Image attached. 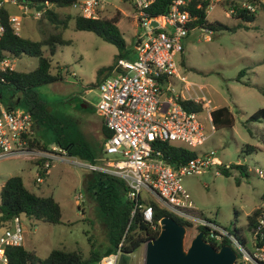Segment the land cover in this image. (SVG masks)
<instances>
[{
    "label": "rangeland",
    "instance_id": "374dc122",
    "mask_svg": "<svg viewBox=\"0 0 264 264\" xmlns=\"http://www.w3.org/2000/svg\"><path fill=\"white\" fill-rule=\"evenodd\" d=\"M81 2L83 0H76ZM99 11L101 17H112L118 11L117 26L126 43V50L134 56L133 44L142 29L136 25L130 0H104ZM241 4L246 0H233ZM264 2V0H262ZM226 5L217 2L206 14L209 22H219L230 29L209 31L194 28L182 39L183 52L175 56V62L184 84L173 78V85L182 90L185 98L202 99L204 108L197 113L206 140L193 148L197 155L213 152L223 164L241 163L247 167V175L233 170L231 175L221 173V166L212 165L202 174L184 175L181 184L193 203L194 214L214 221L237 239H246L249 245L250 231L246 228L247 215L264 206L261 200L264 175V124L248 121L258 108H264V9L256 7L254 19L236 18ZM20 6V7H19ZM9 15L21 18L16 32L31 40H38L54 31L53 26L38 11L29 12L21 4L4 3ZM59 14H79L77 7L57 9ZM67 44H57L52 56L51 73L61 79L35 88L39 100L46 105V116L32 115L33 138L52 147L55 137L72 135L87 141L96 155L110 158L102 150L103 134L98 125L102 117L96 109L99 100L96 77L100 69H106L115 61L118 49L91 31L75 28L73 18L63 32ZM49 55L48 49L44 50ZM10 66L17 71L28 72L36 68L38 58L28 55L9 57ZM0 106L15 107L29 112L32 107L25 95L11 87L0 85ZM227 106L233 123L211 132L208 111ZM30 113V112H29ZM254 147L246 151V147ZM81 162H88L77 157ZM26 157L0 160V188L10 176L19 175L24 185L37 195H51L60 205L61 223L51 224L30 220L24 215L20 221L24 230L23 246L35 250L41 258L52 249L80 250L88 256L90 242L108 243L106 219L97 203L98 190L90 186L86 178L89 170L68 162L55 161L41 184L35 182L39 165ZM218 171L216 174L215 171ZM259 170V172L257 171ZM239 183H237V179ZM81 194L80 205L76 198ZM185 244L195 235V227H187ZM105 246L97 247L101 251ZM145 245L130 253L129 264H144Z\"/></svg>",
    "mask_w": 264,
    "mask_h": 264
},
{
    "label": "built area",
    "instance_id": "2783aa9c",
    "mask_svg": "<svg viewBox=\"0 0 264 264\" xmlns=\"http://www.w3.org/2000/svg\"><path fill=\"white\" fill-rule=\"evenodd\" d=\"M153 1L130 0L136 25L142 29V34H136L133 44L134 57L117 58L115 70L97 85L99 100L96 109L102 117V126L108 131L102 150L112 157H102L101 164L97 163V159L94 163H85L76 156L68 155L57 144L46 149L36 147L29 143L34 134L31 113L3 108L0 109V160L26 157L41 161L35 177L37 184L43 183L55 161L119 178L127 187V198L133 202L132 215L140 211L142 219L151 223L153 206L143 201L154 200L160 208L190 221L193 227H204L205 241L216 249L226 245L223 244L226 240L227 245L236 252V263L264 264V206L252 228L248 229L249 245L243 237L237 239L214 221L190 212L194 210L193 203L181 184V177L202 174L212 165L228 168L230 164H223L213 152L196 155L177 166L170 164L163 156L160 148L163 142L193 149L206 140V135L197 113L183 104L188 100L202 102V99L185 98L182 90H177L172 82L173 78L183 84L185 82L184 77L178 74L175 56L183 52L182 39L191 30L189 23L192 17L185 8L190 0H173L164 14L151 16L148 8ZM221 1L209 0L206 14ZM7 2L19 5L17 0H0V8ZM105 4L104 0H83L76 1L72 7H77L79 14L85 18L98 19L99 11ZM242 6L250 11L255 10V6L249 3ZM8 20L14 30H18L21 18L9 15ZM3 33L4 26L0 19V39ZM6 68L12 69L7 57L0 60V70ZM184 88L187 89L186 84ZM210 111L207 118L211 122ZM214 130L211 123V132ZM80 199L81 194L76 198L78 206ZM122 242L123 239L97 264H118L124 253ZM23 243L24 230L20 216L8 222L0 221V264H10L7 247L22 246Z\"/></svg>",
    "mask_w": 264,
    "mask_h": 264
},
{
    "label": "trees",
    "instance_id": "16d2710c",
    "mask_svg": "<svg viewBox=\"0 0 264 264\" xmlns=\"http://www.w3.org/2000/svg\"><path fill=\"white\" fill-rule=\"evenodd\" d=\"M229 2V10H232L233 16L242 18L246 21L254 19L256 7L264 9L262 0H246L247 3L255 6L254 11H250L243 7L241 3L233 0H223L222 4L227 6ZM18 4L25 6L27 9L35 8L38 5L44 7L38 11L53 26L54 31L49 32L38 40L19 35L8 20L9 13L5 7L0 8V19L4 26V33L0 39V60L7 57H19L23 54L38 58L36 68L28 72L17 71L6 68L0 70V85L8 86L14 90L24 94L32 107L29 112L38 118L46 116V105L39 100L35 88L42 84L53 83L61 79L58 74L51 73L52 56L55 52L57 44H67L68 40L63 38V32L67 27L69 19L73 18L75 28L78 30L91 31L101 37L104 41L115 45L118 54L115 61L105 70L100 69L97 72V85L108 74L115 70L116 59L119 57L133 58L131 52L126 50V43L117 26L118 11L112 17H101L98 19H90L80 14L71 15L68 12L59 14L57 9L71 7L76 0H17ZM173 0H154L148 11L151 16L164 14ZM209 0H190L185 7L189 11L192 20L189 28H205L209 31L218 29H230L226 25L219 22H209L206 17V7ZM34 12V11H33ZM189 33V32H188ZM48 49L49 55L44 54V50ZM186 107L200 112L203 109L202 102L188 100L183 102ZM12 109V106H7ZM41 115V117H39ZM211 123L214 128L221 126H230L233 123V116L227 106L213 108L210 111ZM248 121H259L264 124V108H258L248 117ZM104 137L108 135V131L102 126ZM55 144L66 150L70 156H76L88 162H96V155L92 151L90 144L82 138L73 137L72 135L55 137ZM104 142V138H103ZM102 142V144H103ZM29 143L39 148H49L47 143H41L37 138L29 139ZM165 160L173 166L184 163L197 154L193 149L182 146H175L169 142L160 144ZM254 150V147L248 145L246 151ZM37 165H41V161H35ZM39 170V169H38ZM236 170L240 175H247V167L244 164H230L228 168L221 167L222 174L228 176L232 171ZM88 184L95 186L98 190L97 203L103 218L106 219L108 227V243H95L88 237L90 242V250L88 256H83L80 250H64L60 248L52 249L49 254L41 258L35 250H28L23 245L16 247H7L6 254L10 264H97L100 258L112 252L117 244L123 239L122 251L124 253H132L140 245L146 241L156 237L160 230L159 220L164 216L172 217L176 222L187 227H193L192 223L186 219L176 216L175 214L160 208L158 204L151 199L144 200L145 204L153 206L152 222H146L142 219L140 211H135L133 202L127 198V187L125 183L111 175L93 171L86 174ZM239 178L236 180L239 183ZM261 200L264 203V176H263V192ZM262 210L261 207L255 208L247 215L246 228L251 229L256 217ZM195 215L194 210L190 211ZM24 215L30 220L42 221L51 224L61 223V208L59 203L51 196L37 195L29 190L23 183L22 177L13 175L8 177L0 188V221L8 222L15 216ZM194 228V227H193ZM196 232L205 229L198 226L194 228ZM223 244H228L226 240ZM105 246L101 251L97 247ZM238 264V263H236Z\"/></svg>",
    "mask_w": 264,
    "mask_h": 264
},
{
    "label": "water",
    "instance_id": "95a60500",
    "mask_svg": "<svg viewBox=\"0 0 264 264\" xmlns=\"http://www.w3.org/2000/svg\"><path fill=\"white\" fill-rule=\"evenodd\" d=\"M44 5L30 8L29 12L40 11ZM156 22L153 21V25ZM160 230L156 237L145 245L144 264H236V252L230 245L218 249L205 241L203 230L195 233L188 245L185 244L186 226L170 216L159 220ZM130 253H123L118 264H129Z\"/></svg>",
    "mask_w": 264,
    "mask_h": 264
},
{
    "label": "crops",
    "instance_id": "0c3cea01",
    "mask_svg": "<svg viewBox=\"0 0 264 264\" xmlns=\"http://www.w3.org/2000/svg\"><path fill=\"white\" fill-rule=\"evenodd\" d=\"M222 1H223V0H222ZM220 3H221V2H220ZM27 10L29 11V9H27ZM3 108H6V107H1V106H0V109H3ZM12 109L15 110L16 108H15V107H12ZM98 127H99V129L101 130V133H102V125L100 124V125H98ZM102 134H103V133H102ZM103 138H104V135H103ZM37 173H38V171H37ZM48 174H49V173H48ZM48 174H47V175H48ZM36 175H37V174H36Z\"/></svg>",
    "mask_w": 264,
    "mask_h": 264
}]
</instances>
